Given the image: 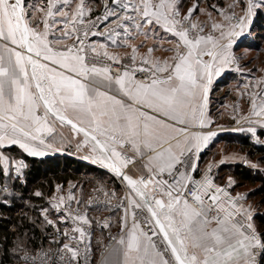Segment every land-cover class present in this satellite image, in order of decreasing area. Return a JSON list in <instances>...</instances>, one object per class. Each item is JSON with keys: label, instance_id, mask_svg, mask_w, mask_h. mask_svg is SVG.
Instances as JSON below:
<instances>
[{"label": "snow or ice", "instance_id": "6c2138e0", "mask_svg": "<svg viewBox=\"0 0 264 264\" xmlns=\"http://www.w3.org/2000/svg\"><path fill=\"white\" fill-rule=\"evenodd\" d=\"M258 13L264 0H0V208L22 199L29 157L74 148L112 184L93 186L110 210L96 222L109 234L99 264H264L250 193L231 176L217 183L215 161L200 168L220 130L214 78L227 70L247 81L232 130L264 145V65L247 68L236 51ZM33 195L58 247H30L31 220L0 252L16 264H91L93 198L59 183Z\"/></svg>", "mask_w": 264, "mask_h": 264}, {"label": "trees", "instance_id": "16d2710c", "mask_svg": "<svg viewBox=\"0 0 264 264\" xmlns=\"http://www.w3.org/2000/svg\"><path fill=\"white\" fill-rule=\"evenodd\" d=\"M250 31L255 40L263 37L264 14L258 13ZM261 139H264V136H261ZM217 141L230 144L238 149L239 154H243L248 161L255 162L257 165L254 168L244 161L220 164L214 175L218 183V178L229 175L237 182V186L234 188L235 192L240 190L241 193H250L248 200L257 209L256 223L264 227V145L254 142L250 136L244 135L242 132L219 135ZM201 156H205L204 152ZM27 164L28 167L25 170L26 183L19 185L16 189V194L22 199L14 200L11 208H0V245H3V238L6 235L10 241L14 238V225H27L31 220H37V223L34 228L29 226L25 229L28 235L32 237L30 247L35 246L37 248L46 243V235L50 228L45 229L43 224L39 222V210L44 205L45 200L35 197L33 195L35 191H42L46 197L50 189L54 188L57 183L63 185L68 181H75L80 192H82V190H90L100 179L107 183L110 182L107 176H101V169L73 156L52 154L44 158L29 157ZM22 215L27 216L28 220H22ZM10 246V244L4 245V247ZM96 248L97 246L94 244L95 259L97 258ZM0 261H3V264H16L15 261L4 256L2 252H0Z\"/></svg>", "mask_w": 264, "mask_h": 264}, {"label": "rangeland", "instance_id": "374dc122", "mask_svg": "<svg viewBox=\"0 0 264 264\" xmlns=\"http://www.w3.org/2000/svg\"><path fill=\"white\" fill-rule=\"evenodd\" d=\"M216 2H217V0L216 1L208 0V3H216ZM221 2H224V0H221ZM262 14H264V13H262ZM237 43H238L239 47L236 48V51L238 53L244 54L245 61H247V60L251 61V63L247 64V68H252L254 66L259 68L261 65H264V35H263V37L258 38V40H255V38L252 37V35H251V31L248 30L245 33V35L242 36L238 40ZM254 45H256V46H254ZM255 75H258V73H255ZM246 82L247 81H246V78L244 76L238 75L233 70H227L225 73H222L220 77H217L216 80H214L213 90L210 93L211 103L209 105V108H210V111L213 115V118L216 120V123L220 126V130H222V127H225V126H232V127L235 126L236 127L234 121L231 118L232 107L234 104L238 105L239 107H245L246 104L243 102H241L239 104L238 103L239 98H237L236 95H233V93L235 92L238 84L240 86L242 85V88H243V85ZM242 133L244 135L250 136L246 132H242ZM224 134H229V133H227V132L223 133L222 132L220 135H224ZM204 151H205L204 152L205 156L206 155L211 156L212 158H214V159H212V161H215V162H216V159H218L220 156H225V157L226 156H232V158H234L235 155H239L238 149L231 146L230 144H226V143H222V142H218V141H217V143H213L212 145H210L208 147V150H204ZM68 152H70L71 154H74L73 157L80 159V160L82 159L81 153L74 151L72 148L65 150V151L56 152V154L64 155V154H67ZM83 154H85V153H83ZM209 159H210V157L205 158L204 161H206V160L209 161ZM87 161L88 162H86V161H84V162L91 164V165L95 166L96 168H99L98 165L92 164L90 160L87 159ZM251 164H255V162H251L248 165L251 166ZM200 168L203 169L204 167L202 165H200ZM227 177H229V175H226L224 178H222V177L218 178L219 183H223L224 180L227 179ZM68 182L75 183V186L77 187V189H79L78 184L75 181H68ZM108 184H109V187H112V184H110V182ZM244 191L247 192L246 190H244ZM91 192H93V187L90 190L87 189V191L82 190V193H84L83 197H85L86 195H89ZM236 192H240V190H237ZM77 194L79 195V192ZM249 202L252 203L251 201H249ZM95 211L96 210L90 211V213L92 212L91 213L92 219L96 213ZM256 212H257V209H256ZM89 218H90V216H89ZM98 261H97V263H98Z\"/></svg>", "mask_w": 264, "mask_h": 264}, {"label": "built area", "instance_id": "2783aa9c", "mask_svg": "<svg viewBox=\"0 0 264 264\" xmlns=\"http://www.w3.org/2000/svg\"><path fill=\"white\" fill-rule=\"evenodd\" d=\"M74 151H76L74 148H72ZM77 152V151H76ZM66 156H74V154H71L70 152H68L67 154H64ZM85 154L81 153V160L82 161H87V159L84 158ZM213 171H214V166H213ZM69 185H75V183L73 182H67L65 184H63V186L65 187V189L67 190V188L69 187ZM119 190V189H118ZM89 197L93 198V204L92 206L88 207L86 209L88 216H90V219L93 221V227H92V234H91V247H92V255L90 257L91 260V264H97V261L102 257V254H105V249H104V245H106L109 240H108V232L107 231H101L100 227L97 225V221L99 222H103L104 219L108 218L110 216V210L106 209L103 205V203H99V205H97L96 201H97V197H96V193L93 191L91 192L89 195H86L84 197L85 202L88 201ZM100 201H103V197H99L98 198ZM113 204L115 205V201H113ZM81 207H84V205L82 204ZM91 210H96L95 215L92 219L91 217ZM113 222L115 221V215L112 216ZM54 230L52 228H50V230L48 231L47 235H46V243L43 246V248L45 250L47 249H51L53 252H55L56 248L58 247V245L56 243H50V234L53 232ZM111 231L113 233H115L116 228L115 226L111 229ZM57 240L59 241L60 238L57 237ZM94 244H96L97 248H96V252H97V258L95 259V250H94ZM41 246L37 247L36 249L38 250ZM83 251V250H81Z\"/></svg>", "mask_w": 264, "mask_h": 264}, {"label": "crops", "instance_id": "0c3cea01", "mask_svg": "<svg viewBox=\"0 0 264 264\" xmlns=\"http://www.w3.org/2000/svg\"><path fill=\"white\" fill-rule=\"evenodd\" d=\"M217 78V77H216ZM216 78H214V80H216ZM241 88H242V85L240 86ZM233 95H236V97L238 98V93H237V91L235 90V92L233 93ZM238 103L240 104L241 103V101L239 100L238 101ZM233 128H235V126H225V127H222V130H219L218 131V133H217V137L223 132V133H229V134H237V133H241V132H237V131H233L232 129ZM217 137H215L214 138V140L209 144V146L210 145H212L213 143H217ZM208 146V147H209ZM205 150H208V148H206ZM203 152H205V151H203ZM52 154H56V152H54V153H49V154H47L46 156H49V155H52ZM45 156V157H46ZM208 158V157H210V159H209V161L208 160H206V161H204V159L205 158ZM201 156V160H200V165H202L203 167H205L210 161H212V159H214V158H212L211 156H209V155H206V156ZM238 157H244L245 158V156L243 155V154H239V155H235L234 156V158H232V156H220L218 159H216V162H215V164H214V171H213V173L215 172V170H216V168L218 167V165H220V164H232V163H241V162H243V159H240V158H238ZM38 158H44V157H38ZM223 159V163H221V160ZM100 260H101V258L99 259V261H98V263L97 264H99V262H100Z\"/></svg>", "mask_w": 264, "mask_h": 264}]
</instances>
